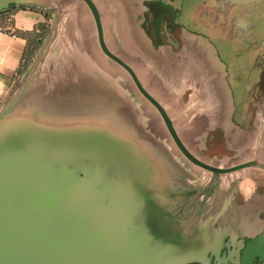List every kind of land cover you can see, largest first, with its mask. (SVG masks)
Listing matches in <instances>:
<instances>
[{
	"label": "water",
	"instance_id": "1",
	"mask_svg": "<svg viewBox=\"0 0 264 264\" xmlns=\"http://www.w3.org/2000/svg\"><path fill=\"white\" fill-rule=\"evenodd\" d=\"M22 5L51 20L0 106V264H208V254L224 263L212 230L239 210L228 180L234 188L264 171L263 64L261 79L250 77L264 49L244 55L232 27L199 7L179 24L129 0H0V12ZM124 88L156 108L182 160L156 168L140 148L94 135ZM187 89L217 119L201 145L179 135L154 93L173 103Z\"/></svg>",
	"mask_w": 264,
	"mask_h": 264
},
{
	"label": "flooded vegetation",
	"instance_id": "2",
	"mask_svg": "<svg viewBox=\"0 0 264 264\" xmlns=\"http://www.w3.org/2000/svg\"><path fill=\"white\" fill-rule=\"evenodd\" d=\"M129 1L132 7L140 13H151L152 9H158L159 14L156 16L166 17V14H169L167 16H172L175 24L181 22L180 18L182 16H184V18L187 17L190 8L199 7L203 12L206 13L207 11V13L210 12V14H213L220 22L228 23L232 27L235 39H238L240 43H244L242 36L246 40L254 43L261 44L264 41V0H166L168 3L163 2V0ZM110 24L112 32L116 36L120 37L123 35L117 23L111 22ZM202 25L203 24L200 23V26ZM200 26L197 27L199 29L198 31L203 30ZM71 28V25L66 27L62 36H68L70 33L69 29ZM82 29L88 31L87 27H83ZM73 33L75 34L74 31ZM178 44V40H174L173 45L177 46ZM65 76L70 80L73 79L68 73H66ZM127 87L129 88V85ZM126 90L125 88L121 89L119 98L108 99L100 115L95 120V132L98 131V125L104 122L101 127H104L105 131H109L111 135L109 140H112L116 145L127 147L129 150L140 148L144 153L146 162L156 168L168 166L171 161L165 159L166 153L162 151V153L159 152L160 154H158V150L155 149L157 154L156 152H154V154V148H151L154 145V141L159 139V136L166 139L161 134V131H159V125H155L156 120L153 114L159 118L160 124H163L158 111L148 102H146V107L142 108V103L140 101L136 102L129 100L128 96H134V94ZM138 96L139 95H137V99H139ZM121 107H125L127 113H122ZM106 111L107 113H109V111L114 112L115 115H111L112 117L106 115ZM138 111L140 112L139 114H134V112ZM172 112L175 116L174 127L177 129L179 135L186 138L189 137L193 140V132L198 129L197 120L186 117L185 111L182 108V103L180 105L176 104L174 108L172 107ZM182 120L183 122L181 123ZM116 128H120V130L115 131L114 129ZM214 129L201 134L199 145L205 143V141L206 143L209 142V138L214 133ZM110 131H112V133ZM169 143L173 146V149H175L176 154L181 156V151L172 141L171 137ZM252 177L254 180L251 194L254 197L258 192L263 193L261 200L256 202L253 197H251L250 201L244 203L240 198V191L237 189L235 192V201L237 204L242 205L244 212L236 213L234 217L230 219L217 221L213 226V235L219 232L224 235L219 254L222 258H231L228 260L227 264L232 261H238L239 264H243L244 262L247 264H259L261 262H258V253L262 251V248H260L261 244L254 245L253 243L264 238V171H255ZM232 182L233 180L230 179V184H232ZM192 200L196 202L195 206L198 207L202 198L194 196ZM172 203L178 204V202ZM250 208L252 211H250ZM250 213L251 216H249ZM242 221L243 223L246 222L245 232H249L252 236L248 241L241 236L244 233ZM248 252H250V255ZM206 259L209 264H213V257L211 254H208Z\"/></svg>",
	"mask_w": 264,
	"mask_h": 264
},
{
	"label": "crops",
	"instance_id": "3",
	"mask_svg": "<svg viewBox=\"0 0 264 264\" xmlns=\"http://www.w3.org/2000/svg\"><path fill=\"white\" fill-rule=\"evenodd\" d=\"M158 11H159L158 9H152L151 13L153 14V16H156L157 14H159ZM48 16L49 14L40 11V9L36 10L30 8L13 7L8 10L0 12V106L7 97V95L10 93V91L16 86L22 73L24 72L28 63L34 56L33 55L31 59L28 61V63L26 62V64L25 61H23L24 51L26 49L27 35L31 33L39 34L41 28L43 29V27L45 28L46 26L48 28V21H49ZM39 24H42L43 26L39 27ZM26 33L28 34L25 36ZM173 42L174 40H172V37H169L167 44H170V46L173 48H177L179 44L177 46H174ZM256 44H259L257 45L258 48L261 45L260 43H256ZM154 93H157L158 96L163 99L165 98L164 99L165 106L169 110V113L171 117L174 118V120H175V116L173 115L172 107L174 108L176 104L180 105L181 103H182V108L185 111L186 117L194 118L197 120L198 129L197 131L193 132L194 133L193 140L187 137L190 141L196 142V140L201 139L202 136L201 134L203 132L206 133L211 129L215 128L214 133L209 139L211 140L214 138V134L217 130L216 116L205 106V103L203 102L202 98L197 93H195L191 89H187L183 93H180L179 95L180 101L179 102L174 101L173 103L170 101L171 99L167 100L166 96L163 95L162 93L155 91ZM182 122L183 120L181 121V123ZM255 171H263V170L260 169L254 170L250 173V176L239 177L238 180L236 181L234 188H233L234 179L229 178L228 184L230 189L233 190L232 192L233 201L234 204L239 208V210L232 211V215L229 218H223V219L227 220L234 217V214L236 213H243L244 208L242 207V205L237 204L235 201V192L237 189H239L241 195L240 198L242 199V201H244V203L250 201L251 197H253V195L251 194V190L253 187L252 186L253 180H254L252 175ZM230 179L233 180L232 184H230ZM262 195L263 193L258 192V194H256L253 198L257 202L261 200ZM211 203L212 201L209 202V204ZM195 205L196 202L194 206ZM223 219H219L218 221ZM212 234H213V230H212ZM223 239H224V235H223ZM211 256L213 257V262H214V256L213 255ZM222 259L224 260V263L222 264H227L228 260H230L231 258L229 259L222 258ZM229 264H239V262L232 261ZM243 264H247V263L244 262Z\"/></svg>",
	"mask_w": 264,
	"mask_h": 264
},
{
	"label": "rangeland",
	"instance_id": "4",
	"mask_svg": "<svg viewBox=\"0 0 264 264\" xmlns=\"http://www.w3.org/2000/svg\"><path fill=\"white\" fill-rule=\"evenodd\" d=\"M48 19H49V21H48V28H47V31H48V29H49V25H50V20H51V18H50V13H49V16H48ZM47 33V32H46ZM242 39H243V42L244 43H240L239 42V40L238 39H235V45H237L239 48H241V52L244 54V55H249L248 53H254V54H257L256 52L258 51V50H260V49H264V41L261 43V45H260V47L258 48V46L257 45H259V44H256V43H254V42H252V41H248V40H246L243 36H242ZM253 51V52H252ZM222 52H224V50H222ZM225 53V52H224ZM262 64H263V67H264V63H260V65H259V67H257V68H255L254 69V75H252V76H250L251 77V79H261V76L263 75L262 73H263V71L261 70V66H262ZM260 71H262V72H260ZM72 77H73V75L72 74H70ZM81 78V76H78L76 79H78V78ZM135 94H137L136 92H135ZM135 96H137V95H135ZM138 98H139V101L142 103L141 104V106H142V108H144V107H146V101L141 97V96H138ZM106 113H107V111H106ZM109 114V113H108ZM153 114V113H152ZM115 115V113L113 112V115L112 116H114ZM111 116V117H112ZM153 116H154V119L156 120L155 121V125L156 124H158L159 125V131H161L160 129H162L161 128V124H160V122H159V118L158 117H156V115H154L153 114ZM112 121V120H111ZM119 125H120V123H119ZM124 125V124H123ZM157 125V126H158ZM102 125L101 124H99L98 125V132H95L94 131V135H96L97 137H100L101 136V134H102V138H106V139H109L110 137H111V135L109 134V131H105L104 130V127L102 128L101 127ZM121 126V125H120ZM126 126V125H125ZM124 129V128H123ZM123 129H121V130H123ZM115 131H117V130H120V128H116V129H114ZM125 130V129H124ZM111 133H112V131H110ZM161 133L164 135V137L166 136L165 135V132L163 131H161ZM166 138V137H165ZM165 141H166V143H165ZM186 142H187V140H186ZM165 143V144H164ZM153 148H157L156 150H159L158 151V154H160L159 152H161L162 153V151H164L165 153H166V157H165V159H168V160H170L172 163H175V162H179L180 160H182V159H180L179 157H181V156H178L177 154H176V151H175V149H173V146L169 143V142H167V140L166 139H164V138H162L161 136H159V139H157V140H155L154 141V145H153V147H152V149ZM155 149H154V151H153V153L154 152H156V154H157V151H156ZM155 154V153H154ZM254 199V198H253ZM250 211H252V209L250 208ZM244 212V211H243ZM249 216H251V213L249 214ZM242 228H243V235H241L243 238H245L247 241L250 239V238H252V236L249 234V232H245V230H246V222H244L243 223V221H242ZM254 245H258V244H261V247L260 248H262V251L261 252H259L258 253V262L259 261H262L263 259H264V238L262 239V240H258L257 242H255V243H253ZM248 254L250 255V252H248Z\"/></svg>",
	"mask_w": 264,
	"mask_h": 264
},
{
	"label": "trees",
	"instance_id": "5",
	"mask_svg": "<svg viewBox=\"0 0 264 264\" xmlns=\"http://www.w3.org/2000/svg\"><path fill=\"white\" fill-rule=\"evenodd\" d=\"M18 8L36 9L33 7H27V6H23V5L19 6ZM40 11L45 12L46 14H49V12H46L43 10H40ZM42 26H43L42 24H39V27H42ZM46 31H47V26L45 28L43 27V29L41 28V31L39 32V34H36V33H31V34L26 33L25 34V36L28 34L26 37V49H25L24 55H23V61H25V64H26V62L28 63V61L31 59V57L36 52V50L39 47L44 35L46 34ZM129 85L131 86V90H133V92H136L140 95L139 91L137 90V88L135 87V85L133 83H129ZM161 128H162L161 131L165 132V135H166L165 137H166L167 142H170L169 133L162 123H161Z\"/></svg>",
	"mask_w": 264,
	"mask_h": 264
}]
</instances>
